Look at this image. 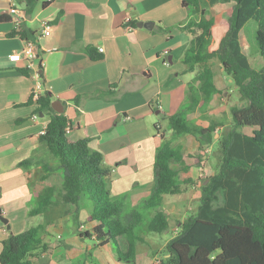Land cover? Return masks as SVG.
I'll list each match as a JSON object with an SVG mask.
<instances>
[{
    "label": "crops",
    "instance_id": "1",
    "mask_svg": "<svg viewBox=\"0 0 264 264\" xmlns=\"http://www.w3.org/2000/svg\"><path fill=\"white\" fill-rule=\"evenodd\" d=\"M200 4L206 17L231 6L220 0H200ZM12 7L23 15L25 35L33 33L28 39L43 61L37 69L27 68L25 60H9L28 41L8 35L16 26L9 11ZM2 14L11 21L0 23V215L7 219L6 223L0 220V251L9 232L24 231L43 218L49 223L60 204H53L44 215H28L35 193L62 181L60 173L39 181L38 167L18 165L31 156L51 160L38 139L48 114L37 111L34 95L47 93L50 104L59 102L56 106L67 117L71 134L89 139V146L100 151L110 167L111 194L133 210L154 185V159L163 133L159 115L182 107L186 87L194 84L195 75L183 73L181 58L192 35L183 28L189 16L180 0H35L31 9L25 0H0ZM145 22H153L152 28L141 25ZM46 28L48 35L43 33ZM215 29L218 36L214 37ZM226 29L221 23L212 26L211 49L218 46ZM89 48L100 57L92 59ZM215 69L223 74L222 86L217 84ZM212 70L218 91L207 105L189 115L192 123L201 126L209 123L197 122V112L213 113L211 107H221L236 91L219 64H212ZM84 210L87 218L88 209ZM68 219L69 215L55 217L54 227L45 228L47 235L42 238L50 247L35 264H125L116 259L111 244L96 246L93 237L81 238L78 229L72 232L63 222ZM82 223L85 229L92 226ZM178 229L165 238L147 231L140 234L149 245L137 244L136 264L156 263L159 249Z\"/></svg>",
    "mask_w": 264,
    "mask_h": 264
},
{
    "label": "trees",
    "instance_id": "2",
    "mask_svg": "<svg viewBox=\"0 0 264 264\" xmlns=\"http://www.w3.org/2000/svg\"><path fill=\"white\" fill-rule=\"evenodd\" d=\"M34 1L25 0L28 9ZM220 1L231 6L206 17L200 0H180L189 16L183 28L192 35L181 58L183 73L195 72L196 85H187L184 104L177 112L162 114L170 134H160L153 165L154 185L141 205L125 212L123 200L110 192L111 171L102 153L89 146V139L71 134L67 117L52 109L46 93L37 95L35 101L37 111L48 114L38 139L51 160L31 156L18 165L38 167L39 181L53 173H60L62 181L60 190L49 186L35 193L29 216L44 215L57 203L54 195L59 190L61 202L73 210L74 221L80 209H88L86 222L92 226L77 231L81 238L93 237L96 246L111 244L118 261L136 264V246L144 242L140 227L154 234L168 230V217L159 207L165 196L182 193L183 185L191 182V165L184 163L181 147L173 145L174 138L191 135L198 143V152L193 156L195 165H201L206 149L214 143L218 157L201 186L195 213L178 222V231L153 264H264V0ZM251 19L257 24L255 43L262 59L259 68L251 65L240 42L241 30ZM10 21L9 16L0 15V23ZM216 23L227 25V29L218 46L211 49L212 26ZM8 35L33 38L32 32L25 35L21 23ZM87 51L92 59L100 57L90 48ZM213 59L245 101L243 106L230 108L231 124L217 138L214 134L218 126H223L221 122L212 120L208 126H201L189 119L218 91ZM149 211L154 212L147 216ZM42 230L43 224L38 223L19 233L10 232L2 241L0 264H35L36 258L50 247L43 241Z\"/></svg>",
    "mask_w": 264,
    "mask_h": 264
},
{
    "label": "rangeland",
    "instance_id": "3",
    "mask_svg": "<svg viewBox=\"0 0 264 264\" xmlns=\"http://www.w3.org/2000/svg\"><path fill=\"white\" fill-rule=\"evenodd\" d=\"M256 28H257V24L255 22V20H249L246 22V24L244 25V27L241 30L240 33V42L243 46V48L245 49L247 55L249 56V59L251 61V65L255 68H259L261 66L262 63V59L261 56L259 55L258 51H257V45L255 43V32H256ZM215 35H217L216 33V29L214 30V37ZM218 36V35H217ZM213 37V38H214ZM211 63L214 64L216 66V64H218L217 60L213 59L211 60ZM216 70V69H215ZM219 72L216 70V75H217V84L219 86H222L223 83L221 81V78H223V74H218ZM222 75V76H221ZM232 86V88L234 87V84L229 82ZM196 85V83L194 84ZM223 93V90L221 91ZM222 95V94H221ZM238 92L237 90L233 93V98L231 99H227L225 101V103L221 106V107H216L213 106L210 109H212L211 114H208V109H206L205 111H198L196 114V120L197 122H201V123H209V121H216V122H221V124H223V126H218V130L215 134H214V138H217L220 134L221 129L227 128L230 124H231V113H230V108L232 106H243L245 103L244 100H241L240 97L237 98ZM219 100L221 101V99L219 98ZM222 102V101H221ZM244 103V104H243ZM216 111V112H215ZM205 112V114L203 113ZM198 115V116H197ZM160 118V122H162V127H163V133L165 137L169 136V129L167 127V121L162 119V114L159 115ZM160 142H161V138H160ZM173 143L175 145H178L179 147H181V150L184 154V163H189L191 166L190 171H189V178L191 180V182L187 185H183L184 190L182 193L177 194V195H167L164 197L163 203L161 204V206L159 207L160 210H162L167 217L170 219V222L172 224V229H168L165 232L159 234L160 237H167L169 234V231H171V233L174 232V230H176V227L179 226L178 222L185 220L189 215H192L195 213L197 206L199 204V198H200V191H201V186L203 183H205V178L208 177L211 168L214 166L216 159L218 157V151H217V145L216 143H214L212 146H209L206 149V155H205V159L203 162H201V165H195L194 163V158L193 156L197 154L198 149H197V142L195 137L191 136V135H184V136H179L174 138ZM183 178L184 175H181ZM145 180H148L147 178H144ZM149 181V180H148ZM146 181V182H148ZM57 188H59L60 190V184H58L56 186ZM57 191V194L54 195L55 200H57V203L61 202L60 200V191ZM137 206V205H135ZM138 208V207H136ZM86 208H82L79 211L78 214V218L76 219V221H74V213L73 210L70 207H65V205L61 202L58 207H57V213L55 212V214H53V216H51V220L49 223H47L44 218L41 222V224H43V230L41 231V234L43 236H46V229L50 230L52 227H54V224L56 223L55 217L58 216H66L69 215L68 220H64V224L68 223L69 224V229H74L75 232L77 229L78 230H84L85 229V225L82 223V225H79L80 220L83 222H86V211L84 210ZM132 208L131 207H126L125 208V212H130ZM48 211V210H47ZM46 211V212H47ZM82 211V212H81ZM81 212V213H80ZM85 212V213H84ZM154 211H149L146 213L147 216H150ZM53 213V212H52ZM78 224V225H77ZM62 225H60L59 227H61ZM75 227V228H74ZM46 228V229H45ZM144 232H146L145 229H142V227L139 229V234H143ZM10 233V232H9ZM8 233V234H9ZM84 241H86L87 243H89L90 247L92 246V242H90L88 239H84ZM147 242V241H146ZM141 242L138 245H140L141 248H146L147 245H149V242L147 243ZM152 242V241H151ZM153 246H158V245H162V243H160L159 240H157L156 245H154L155 243H153ZM164 247H162L161 249L163 250ZM159 249L158 254H162V250ZM158 255V256H159Z\"/></svg>",
    "mask_w": 264,
    "mask_h": 264
},
{
    "label": "built area",
    "instance_id": "4",
    "mask_svg": "<svg viewBox=\"0 0 264 264\" xmlns=\"http://www.w3.org/2000/svg\"><path fill=\"white\" fill-rule=\"evenodd\" d=\"M12 14V21L15 25L20 24L23 18V15L15 8L9 9ZM45 35L49 34L48 28L43 32ZM102 50V48H100ZM9 60L11 61H19L25 60L27 68L37 69L38 67L43 65L42 59L39 57L36 45L33 41L28 40L22 50L20 52H14L9 55ZM37 75V74H36ZM36 98L37 95H34Z\"/></svg>",
    "mask_w": 264,
    "mask_h": 264
},
{
    "label": "water",
    "instance_id": "5",
    "mask_svg": "<svg viewBox=\"0 0 264 264\" xmlns=\"http://www.w3.org/2000/svg\"><path fill=\"white\" fill-rule=\"evenodd\" d=\"M142 26H144V27H146V28H152V26H153V22H145V23H143V24H141ZM56 104H59V102L58 101H56V102H52L51 103V106H52V108L57 112V113H62V108H58L57 106H56ZM60 105V104H59ZM0 212H1V210H0ZM0 220L3 222V223H6L7 222V219L6 218H4L3 216H1L0 215ZM7 227H9V225H7Z\"/></svg>",
    "mask_w": 264,
    "mask_h": 264
}]
</instances>
